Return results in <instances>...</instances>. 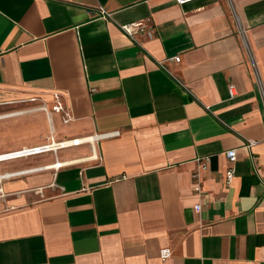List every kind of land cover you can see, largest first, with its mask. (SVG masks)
<instances>
[{"label": "crops", "instance_id": "crops-1", "mask_svg": "<svg viewBox=\"0 0 264 264\" xmlns=\"http://www.w3.org/2000/svg\"><path fill=\"white\" fill-rule=\"evenodd\" d=\"M1 106L0 155L120 135L0 161V264H264V0H0Z\"/></svg>", "mask_w": 264, "mask_h": 264}, {"label": "built area", "instance_id": "built-area-1", "mask_svg": "<svg viewBox=\"0 0 264 264\" xmlns=\"http://www.w3.org/2000/svg\"><path fill=\"white\" fill-rule=\"evenodd\" d=\"M193 1H195V0H176V2L179 5H185V4L191 3ZM100 11H101V17L103 19L107 20L112 16V14L108 13L106 10H104V8H100ZM119 28L134 43L138 42L136 40V36L140 33H147L150 36H152V34H153L152 29H150L148 27V21H145V20L144 21H136V22H132V23H128V24H122V25H119ZM180 61H181L180 56H174V57H169L163 61H160L158 64H159L160 68H162L167 73H172L171 70L169 69V64L172 62L180 63ZM230 92H231V95L233 96L234 95V86L233 85L230 86ZM60 97H61L60 94H58V93L54 94L55 103L52 106V111L54 113H63L64 114L63 121L65 123H68L71 120V116L67 111H65L63 104L60 101ZM45 108L47 109L48 115L51 116L52 112H49L47 106H45ZM119 135H120L119 131H114V132L97 134V135L82 138V139H69V140H64V141H58L56 143H55L54 137L52 136L50 143H47V144H44L41 146L32 147V148L22 149V150L15 151L12 153H7L6 155L15 157V158H11V159H19V158H24V157L54 152V151H57V150L63 149V148L79 146V145H82L84 143H94L95 140L112 138V137H116ZM256 143L257 142H255V141H248V143H246V145H245V148L250 151ZM54 144H56V145L54 146ZM226 156H227L228 160L230 161V163L234 164V163H236V161L238 159V150L237 149H230V150L226 151ZM209 160H210L209 158L198 159V162L200 164V168L202 170L208 169ZM59 166H61V164H59V163L56 164V167H59ZM234 173H235L234 168H231L227 172V182L228 183H230L232 181V179L234 177ZM11 176H12V174H6V175H3L2 177L0 176V182H2L5 178L11 177ZM197 188H198V192L200 193L201 188H200L199 184L197 185ZM5 196H6V193L4 192L2 185H0V197L4 198ZM196 210L201 211L202 205H197ZM172 254L173 253H172V250L170 248H163L160 251V257H161L162 261H166L167 259H169L172 256Z\"/></svg>", "mask_w": 264, "mask_h": 264}, {"label": "rangeland", "instance_id": "rangeland-1", "mask_svg": "<svg viewBox=\"0 0 264 264\" xmlns=\"http://www.w3.org/2000/svg\"><path fill=\"white\" fill-rule=\"evenodd\" d=\"M22 98V97H21ZM40 101H42V99H39ZM42 107H45L46 104L42 101ZM14 110H18V109H9L6 106H1L0 107V115L3 114H7L9 112H14ZM49 112H52V115L54 114V112L52 111V106L48 107ZM44 113L47 114L48 113L46 111H43ZM2 123V121L0 122ZM17 134V127H14V125L12 124H6L5 126L0 125V139L4 140L5 139V143H10V142H14L17 143L19 141V137L16 135ZM22 135V134H20ZM52 136V134H51Z\"/></svg>", "mask_w": 264, "mask_h": 264}, {"label": "bare ground", "instance_id": "bare-ground-1", "mask_svg": "<svg viewBox=\"0 0 264 264\" xmlns=\"http://www.w3.org/2000/svg\"><path fill=\"white\" fill-rule=\"evenodd\" d=\"M56 144H54L55 146ZM15 152V151H14ZM12 153V152H11ZM7 154V153H6ZM6 154H3V155H0V161L1 160H8V159H11V158H15L14 156H7ZM17 157V156H16Z\"/></svg>", "mask_w": 264, "mask_h": 264}]
</instances>
